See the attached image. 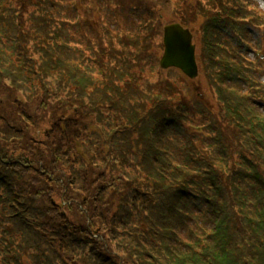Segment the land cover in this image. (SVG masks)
Returning a JSON list of instances; mask_svg holds the SVG:
<instances>
[{
    "label": "trees",
    "instance_id": "16d2710c",
    "mask_svg": "<svg viewBox=\"0 0 264 264\" xmlns=\"http://www.w3.org/2000/svg\"><path fill=\"white\" fill-rule=\"evenodd\" d=\"M68 1L0 0V264H264V69L244 52L264 48V14L177 0L209 108L162 78L144 0L116 1L152 20L121 50Z\"/></svg>",
    "mask_w": 264,
    "mask_h": 264
},
{
    "label": "rangeland",
    "instance_id": "374dc122",
    "mask_svg": "<svg viewBox=\"0 0 264 264\" xmlns=\"http://www.w3.org/2000/svg\"><path fill=\"white\" fill-rule=\"evenodd\" d=\"M81 1L83 3L87 1V4H89V1H91V0H81ZM138 1L143 2V0H138ZM145 1L150 2L152 4V6L158 11L161 9V7L159 5H162V2H160L159 0H145ZM251 1H252V4L254 2V4L252 5L253 8L257 12L264 14V0H251ZM112 3H113L112 0H92L91 5L93 8L95 7V5H99V4L100 5H107L111 9V11H106V8L103 7L102 10L100 12H98L97 8H96L95 9L96 12L93 15H91V17H94L95 21H94V19L90 18V23L92 26H93V24L91 21H94L96 24H99V23L103 24L104 18L106 16H108V18L106 19V23L112 24V26L110 27V30H111L112 36H113V37H110L108 40H111L115 47H120L119 43H120L121 39L133 38L136 36L135 33H138L136 30V27H137L136 24H137L138 20L134 19L132 16H128L126 14L119 12L120 6L117 7L116 5H114ZM173 4H174V0H171V3L166 5L163 9H161V12H159V15H160V13L163 14V16H161L162 22H167V21L173 20V18L171 16V10H168L169 8H173ZM174 7L179 8V4L174 5ZM82 19L85 21L86 16L82 17V15H81L80 22L82 21ZM199 26L200 25L197 24L196 26H192L193 29L191 28L194 32V41L197 44L198 56L200 55V51H201L200 50V44L201 43H200L199 37L197 35V29L196 28H199ZM81 29H83V28H81ZM139 35L140 36H138L137 38H140V40L145 36L142 34H139ZM260 38L264 42V36L262 35ZM251 47H252V45H251ZM250 51H252V49L248 50V52H250ZM263 52H264V49H263ZM263 52H262V54H264ZM161 54H162V52L160 49L159 59H160ZM250 57L254 58L253 54H250ZM262 59L264 62V55H263ZM158 66H159V62H158ZM148 70H149V68H148ZM167 71L168 70H163L160 68L159 72L161 73L162 78L166 75ZM147 72L150 75L151 71L149 70ZM153 76H154V78L157 77L156 72L153 74ZM180 81H181L180 82L181 86H183L185 84L186 87L189 86V89L191 90V91H188L186 89L183 91L184 95L189 97V104H193L195 101L201 100V101L205 102L207 107L212 108V102H215V99H214L213 94L211 93V91L209 89L208 81L204 78L203 74L201 75V73H200L199 77L193 81L187 80V78L182 75V78H180ZM18 96H19V99L24 100V98L20 92H18ZM179 97L181 99V95H179ZM47 129H48V127L45 126L42 129V134H44V132ZM33 133H35V132H33ZM35 136L37 138H41V132L40 131L36 132ZM29 168H31V166H29ZM31 169H33V168H31ZM38 176L42 177V175H38ZM62 205H64V204H62ZM71 213L72 214H70V212H69L70 221H72L76 224L82 221V212L77 211V209H75V210H71ZM114 255H116V253ZM72 258H73V256H72Z\"/></svg>",
    "mask_w": 264,
    "mask_h": 264
},
{
    "label": "water",
    "instance_id": "95a60500",
    "mask_svg": "<svg viewBox=\"0 0 264 264\" xmlns=\"http://www.w3.org/2000/svg\"><path fill=\"white\" fill-rule=\"evenodd\" d=\"M164 42L166 49L161 61L162 67L175 66L195 77L198 70L192 33L180 24H171L165 27Z\"/></svg>",
    "mask_w": 264,
    "mask_h": 264
}]
</instances>
